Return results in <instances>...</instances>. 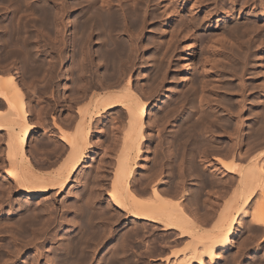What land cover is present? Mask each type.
<instances>
[{"label":"bare ground","instance_id":"6f19581e","mask_svg":"<svg viewBox=\"0 0 264 264\" xmlns=\"http://www.w3.org/2000/svg\"><path fill=\"white\" fill-rule=\"evenodd\" d=\"M18 1L13 0L14 4ZM22 1L20 4L23 7L25 4V10L20 4L21 8L13 5L14 9L8 8L14 10L10 19L0 22V195L10 203L25 198L27 202L45 200L47 205L37 204L44 206L39 211L31 208L37 207L36 204L30 207L24 200L19 208L15 207L17 211L11 210L7 216L0 210V235H8L10 242L4 236L3 239L14 245L10 244L14 253L8 261L16 264L33 251L35 256L32 254V259H25L22 264L42 261L44 264H127L131 252L130 261L138 264H222L223 253L235 246L241 234L242 218L248 217L262 231L259 236H256L259 231H253L256 235L252 237H261V244L253 251L249 262L264 264L263 53L257 63L260 71H255L257 75L252 73L253 78L249 75L251 82H242L246 86H240L238 81L239 86L234 85L240 89L238 92L243 90L241 92L248 94L250 91L240 105L242 95L236 98L234 86L229 85L232 81L228 79L229 83L223 87L220 81L225 82V77H221L222 73L221 80L216 77L213 66V70L202 67L200 75L204 80L199 82L200 96L194 86L189 89L193 85L195 64L193 45L187 40L182 49L181 72L171 76L170 81L175 84L169 94L163 89L169 82V60L166 59L165 67L163 65L166 55L168 59L171 57L167 52L174 49L173 36L163 35L164 40L159 41L150 39L144 48L143 37L133 34L136 27H140V34L145 33L147 17L157 14L151 6L155 0H140V5L141 2L145 5H142L143 10L138 9L136 0H132L135 6L130 7L126 4L129 0L124 3L125 9L117 6L121 9L117 8L119 13L111 10L112 0H100V3L91 0L90 4L76 0L78 9L82 10L74 22L71 17L68 19L67 4L51 9L42 0V4H36L38 6L28 5L30 0L24 4ZM116 1L121 0L113 2ZM208 1L180 0L174 9L186 11L188 17L194 19ZM137 2L139 5V0ZM228 2L231 6L228 9L225 2L220 4L224 12L221 18L226 22L243 20L244 29L239 31L240 28L230 25L232 29L243 33L251 31L249 26L244 27L250 23L255 31L263 30L264 6L260 2L257 4L259 12L254 0ZM75 4L72 10L78 7ZM162 4L165 6V2ZM17 8H20L19 14L21 10L26 11L22 13L24 18L23 15L18 17ZM206 15L210 16L211 12L204 11ZM211 29L205 41L214 39L218 45V38L224 46V29ZM43 34L47 40H41L42 51L37 39ZM149 47L155 52L145 61L143 55ZM218 47L215 45L213 50ZM42 52L45 59L41 58ZM69 62L71 66L64 70ZM15 63H20L19 74L23 72L21 74L30 78L35 75L33 79H36L40 73V86L38 78L37 83L28 79L30 89L29 83L20 82L25 76L20 75L22 80L19 81L16 68L10 67ZM249 63L252 64L251 59ZM240 64L242 69L245 65L241 68ZM144 67L148 70L145 81L149 84H141ZM240 69L238 75L232 72L238 80L244 68ZM72 72L76 76H72ZM68 73L74 78L70 76L71 83L66 86L62 82ZM259 79L263 80L259 81L262 84L257 83ZM221 88L224 91L218 93ZM31 98H36L39 106L35 116ZM148 108L151 110L147 113ZM108 125L110 128H106ZM245 140L251 141L249 146ZM250 206L254 207L248 212ZM68 214H72L71 218ZM56 226L67 227V234L56 236V239L61 237L60 242L51 238L57 247L51 246L55 250L50 255L45 254L47 249L43 253L44 244L40 248L33 245V241L29 242L27 235L31 238L33 231L32 240L37 241L43 239L39 231L48 232ZM247 238H242L245 242L241 240L238 244L240 253L253 243L249 236ZM46 244L50 245V241ZM6 245H0L5 249L3 253L9 250L10 246ZM234 255L232 262L227 257L228 263L236 262Z\"/></svg>","mask_w":264,"mask_h":264},{"label":"rangeland","instance_id":"374dc122","mask_svg":"<svg viewBox=\"0 0 264 264\" xmlns=\"http://www.w3.org/2000/svg\"><path fill=\"white\" fill-rule=\"evenodd\" d=\"M10 3H8L7 2V0H5L4 2L6 3V4H4V2H0V11L1 10H5V9H7L8 11L6 12V10L3 12H0V18H2V19H0V22L1 21H7V20H9L10 19V14H12L11 12L12 11H14V10H10V9H8V8H11L12 9V7H13V5L14 6H16V7H23L22 6V3L20 4V2L22 1V0H20V1H18L19 3H15L14 4V2H13V0H8ZM26 1H29V0H25L24 2H26ZM38 1V2H37ZM40 1V2H39ZM42 1H44L45 3H43L44 5L46 4V6H48V4H49V6L48 7H50L51 9H53L52 7H55V6H59V5H61V3H64L63 5H65V4H67V7L68 8H70V10H69V14H68V19L70 20L71 18L73 19L72 21L74 22L75 20H76V18H78L77 16H78V14H80L81 13V10L82 9H78L79 8V4H77L76 2H79L78 0L76 1V0H63V1H61V0H52V1H54V2H51V0L50 1H48V0H42ZM56 1V2H55ZM74 1H76V2H74ZM114 0H112V5L114 6H111V10L113 11V12H116L119 8H121L120 6H122V7H124V8H121V9H125L126 8V5L124 4V3H126L127 1H129V0H121L119 3L121 4V5H119V3L118 4H115L116 2H113ZM138 0H136L135 2L137 3V7H138V9L141 7H145V5L143 4V2H141L142 3V5H140V0H139V5H138V2H137ZM156 2L158 1V0H155ZM214 1H216V2H214ZM214 1H212L211 0V2H210V0L208 1V2H206L205 4H203V6H205V9L201 12V13H197V15L194 17V19H191V17H188V15H187V12L186 11H176V9H174L176 6H178V2H180V0H160L159 1V3L157 2V4H156V2H154L155 4H153V2H152V4H151V6H153L154 7V9H155V12L157 11V14L156 15H158V16H156L157 18L155 19L154 17H151V16H149V17H147L148 18V20L146 19V29H145V33H141L140 34V27H139V29H138V27H136L135 29H134V33H133V31H131L130 30V32H132L135 36H138V38H140V36L141 37H143L142 38V44H143V47L144 48H146V44H147V41L149 40V41H151L150 39H154V41H155V39H156V41H159V40H164L163 39V35H165L166 37H169V35L171 34V36H173V45H174V49H172V51L169 53V52H167L168 54H170L171 55V57H170V59H168L169 57V55L167 56L166 55V57H165V59H164V67H165V65H166V63H168V62H166V59H167V61L169 60V63H170V76L168 77V81L169 82H166L164 85H163V89H164V91L166 92V93H171V91H172V88H171V90H170V87H173L174 86V82H172V80L170 81V79H171V76H173V74H175V73H177V72H181V68H180V66L182 67V64H183V53H182V49H183V45H184V43H185V41H187V40H189V41H191L192 42V45H193V47H192V51H193V56H194V74H193V79H192V83H193V85L191 84V86L192 87H189V89L191 88H193V86H194V88L193 89H195L196 90V92L198 93V95L200 94L199 92H200V89H199V87H200V81L202 80V76L200 75V74H202L201 73V70H202V67L203 68H206L207 69V67H208V69H210V68H212L211 70H213L214 68L215 69H217V70H220V71H215V69H214V75H216V77H220V73H222V75H221V77H225V80L227 81H225L224 82V80L222 81L220 78V82L222 83V86L223 87H226L227 85L226 84H228L229 82H228V80L231 82V83H229V85H231L232 84V86H239V84H241L240 86H243L244 84H246V83H250L251 82V80H252V78L255 76V75H252V73L253 74H256V72H259L260 71V68H258L259 66H258V64L257 63H259L260 62V58L264 55V45H263V43H264V28H263V30L262 29H260V30H257V29H259V28H256V30L257 31H255V27H253V25L252 24H248V23H246L245 25L246 26H244V27H247V26H249L250 28H252V30L251 31H253L254 30V32H251L250 31V29L247 31V32H244L243 33V31L242 32H239V31H241V29H244L242 26H241V24H242V19L240 20V19H231L229 22L231 23H229V22H226L225 20H223L222 18H221V16L223 17V10H221L219 7H221V3H224V5L226 4V6H225V8H229V7H231L230 6V3L228 2L229 0H226V1H224V0H214ZM23 2V1H22ZM24 2H23V4H24ZM35 4H34V3ZM66 2V3H65ZM76 5V6H78V7H76L75 8V6L73 7L74 9L72 10V6L74 5L73 3ZM81 2V3H80ZM79 3L80 4H82V2L84 3V4H90V3H92L91 2V0L89 1V0H85V1H83V0H81ZM86 2V3H85ZM131 2V3H130ZM130 2L128 3H126V4H129L130 5V7H131V5H132V0H130ZM134 2V3H135ZM165 2V6H167V9H166V7L164 6V4H162V6H161V3H164ZM176 2V3H175ZM258 2H260L259 4L260 5H262V6H264V0H254V2H253V4L254 3H256V4H252L255 8H257L256 10L259 12L260 11V8H258ZM29 4L28 5H36V4H38L39 3V5H40V3L42 4V2H41V0H30L29 2H28ZM50 3H51V5H50ZM55 3V4H54ZM97 3H100V0H98V2ZM133 3V4H134ZM135 3V4H136ZM229 5H228V4ZM261 3H263V4H261ZM3 4H4V6H3ZM10 4V5H9ZM20 4V6H18ZM58 4V5H57ZM70 4H72L71 6H70ZM122 4H124V6L122 5ZM158 4H160V6L158 5ZM210 4V5H209ZM217 4V5H216ZM219 4V5H218ZM7 5V6H6ZM8 5H9V7H8ZM52 5H54V6H52ZM157 5V6H156ZM208 5V6H207ZM217 7H216V6ZM252 5L250 6L251 8H252ZM7 8H6V7ZM12 6V7H11ZM36 6H38V5H36ZM70 6V7H69ZM117 6H119V8L117 7ZM132 6H135V5H132ZM156 6V7H155ZM165 7V9H163L164 7ZM20 7V8H21ZM24 7H25V4H24ZM23 7V8H24ZM116 7V8H115ZM163 7V8H162ZM239 7L240 6H238L236 9H237V11H239L238 9H239ZM3 8V9H2ZM5 8V9H4ZM20 8L18 9L17 8V15H18V17L19 16H21V15H23L26 11H24V13H23V11L21 10V12L23 13H21V14H19L20 12H18L19 10H20ZM118 8V9H117ZM132 8H134V7H132ZM157 8V9H156ZM209 8V9H208ZM219 8V9H218ZM264 8V7H263ZM13 9H14V7H13ZM26 8H24L23 10H25ZM121 9H119V10H121ZM170 9V10H169ZM55 10V9H54ZM119 10L116 12V13H119ZM140 10V9H139ZM141 10H143V8L141 9ZM249 10H252V9H250L249 8ZM84 11V10H83ZM144 11H145V8H144ZM166 11H168V13L166 12ZM173 11H176L175 13L173 12ZM204 11H210L211 12V15L210 16H207L206 15V17L204 16ZM212 11H213V13H212ZM248 11V10H247ZM167 13L166 15H164L163 13ZM169 12H171V13H169ZM120 13H121V11H120ZM140 13V12H139ZM139 13H137L139 16H140V14ZM144 13V12H143ZM2 14V15H1ZM4 14H5V16H4ZM76 16H75V15ZM173 14H175V15H173ZM180 14V15H179ZM246 15H247V13H245ZM9 15V16H8ZM73 15V16H72ZM168 15V16H167ZM198 16V17H197ZM205 18H204V17ZM71 17V18H70ZM76 17V18H75ZM150 17L151 18H154V19H152L153 21H151V19H150ZM167 17V18H166ZM208 17V18H207ZM23 18H24V15H23ZM22 17H21V19H23ZM138 18H140V17H138ZM137 18V19H138ZM188 18V19H187ZM207 18V19H206ZM75 19V20H74ZM129 19V18H128ZM127 19V20H128ZM130 20V19H129ZM128 20V21H129ZM190 20H191V23H190ZM24 21V20H23ZM71 21V22H72ZM186 21V22H185ZM196 21V22H195ZM210 21V22H209ZM233 21H235V22H233ZM246 21V20H245ZM137 22H138V24H137V26L139 25L140 26V20L138 21L137 20ZM151 22V23H150ZM183 24H182V23ZM193 22H194V25H193ZM241 22V23H240ZM210 23V24H209ZM238 23L240 24V25H238ZM248 24V25H247ZM234 26L235 25V27L236 28H240L239 29V31H238V29H236V31L234 30V29H232L233 27H231V26ZM251 25H252V27H251ZM261 25V24H260ZM214 26V27H213ZM223 26V27H222ZM228 26V27H227ZM185 27H186V29H185ZM190 27V28H189ZM211 27L212 28H215V29H217V28H220V29H224V32H226L225 33V36L227 37V38H225V36L224 37H222V39L224 40V46L222 47L221 46V44H222V40L221 39H218V38H216L217 40H219V41H222L221 42V44H220V42L218 41V43L220 44H218L219 45V47H218V45L216 44V42L217 41H214V39L212 40V41H214L215 42V44H214V42L212 43V41L210 40L209 42H208V39H206V41H205V38H208V34L207 33H210V31H212V29H211ZM225 27V28H224ZM184 28V29H183ZM139 30V32H138V30ZM153 29V30H152ZM226 30V31H225ZM136 31V32H135ZM232 31V32H231ZM235 31V32H234ZM238 32V33H237ZM136 33V34H135ZM174 33V34H173ZM240 33V34H239ZM228 34V35H227ZM234 34V35H233ZM238 34V35H237ZM242 34V35H241ZM243 34H244V37H242L243 36ZM247 34H250V36L249 35H247ZM143 35V36H142ZM168 35V36H167ZM238 37H237V36ZM240 35H241V37H240ZM206 36V37H205ZM248 36H249V38H248ZM155 37V38H154ZM42 38H46V39H42ZM160 38H162V39H160ZM192 38V39H191ZM225 38V39H224ZM238 38V39H237ZM243 38H246V39H244L243 40ZM158 39V40H157ZM228 39V40H227ZM230 39V40H229ZM234 39V40H233ZM251 41H250V40ZM260 39V40H259ZM44 40H47V36L46 35H44L43 34V36L42 37H39L38 39H37V46H38V48L39 47H41L42 46V44H43V42L42 41ZM243 40V41H242ZM246 40V41H245ZM255 40V41H254ZM258 40H259V42H258ZM148 41V42H149ZM229 41V42H228ZM231 41H235L234 42V44L236 45V47H235V45L231 42ZM239 41V42H238ZM243 43H242V42ZM248 41V43H245V42H247ZM257 41V42H256ZM263 43H262V42ZM208 42V43H207ZM226 42V43H225ZM228 42V43H227ZM231 42V43H230ZM238 44H237V43ZM243 44H241V43ZM260 42L262 43V44H260ZM255 43V44H254ZM214 45V47H213V45ZM253 45V46H251V45ZM260 46H259V45ZM41 45V46H40ZM211 45V46H210ZM215 45L218 47V49H220V50H218V49H215V50H213V48H215ZM234 45V46H233ZM244 45L245 46H247V45H250L252 48H250V46H248V47H244ZM257 45V46H256ZM239 48H238V47ZM255 46V47H254ZM213 47V48H212ZM232 47V48H231ZM233 47H235V48H233ZM254 47V48H253ZM211 48H212V50H211ZM238 48V49H237ZM246 48V49H245ZM249 48V49H248ZM258 48V49H257ZM259 48H260V50H259ZM39 49H41L42 50V47L41 48H39ZM232 49V50H231ZM249 50V52H248V50ZM251 49H252V51H251ZM254 49V50H253ZM40 50V51H41ZM94 50H95V48H94ZM152 50H154V48H148L146 51H145V53H144V55H143V60H148L152 55H153V53L155 52H153ZM231 50V51H230ZM234 50V51H233ZM245 50L247 51V53L249 54H246V52H245ZM43 51V50H42ZM227 53H226V52ZM229 51V52H228ZM261 51V52H260ZM164 52V51H163ZM214 52H215V54H214ZM232 52V53H231ZM238 52V53H237ZM251 52H253L252 54L255 56H253L252 57V54H251ZM161 53L162 52H160V54H158V56L160 57L161 56ZM206 53V54H205ZM234 53H235V56H234ZM242 53H244L246 56V58L244 57V56H242L243 54ZM262 53H263V55H262ZM173 54V55H172ZM42 56H41V58L42 59H45V57H44V53L42 52V54H41ZM206 55V56H205ZM213 55H215V56H213ZM237 55H239V56H237ZM242 56V58H241V56ZM259 57H258V56ZM227 56V57H226ZM229 56V57H228ZM232 56V57H231ZM248 56V57H247ZM261 56V57H260ZM207 57L209 58V59H207ZM236 57H240V59H238V58H236ZM258 57V58H257ZM264 57V56H263ZM148 58V59H147ZM205 60H204V59ZM227 58V59H226ZM245 58V59H244ZM254 60H253V59ZM218 59V60H217ZM230 59V60H229ZM237 59V60H236ZM244 59V60H243ZM250 59H251V63L252 64H255V65H252V64H250L249 62H250ZM257 59V60H256ZM207 60V61H206ZM232 60V61H231ZM242 60L245 62L246 60V62L244 63H239V61H241L242 62ZM248 60H249V62H248ZM42 61H44V60H42ZM144 61V62H145ZM211 61V62H210ZM215 61V62H214ZM236 61H238V62H236ZM254 61V62H253ZM203 62V63H202ZM205 62H208V64H206V65H204V63ZM223 62H225V63H223ZM229 62V63H228ZM233 64H232V63ZM235 62V63H234ZM248 62V63H247ZM217 63V64H216ZM227 63V64H226ZM231 63V65H233L232 67L233 68H230L231 67V65H229ZM240 64L241 65V68L243 67L242 66V64H244L245 66L242 68V69H240V66L238 65V64ZM16 65H14V64H11L10 65V67L12 68V66L14 67V69L17 71V69H19V65H20V63H19V65H18V63H15ZM67 64H69V66H67ZM71 62H69V63H66V65L64 66V68L66 67L67 69H69L68 67H70L71 65ZM215 64H216V66H217V68H216V66H215ZM227 65V67L228 66H230V67H228V68H226V67H224L223 65ZM237 64V65H236ZM248 64H250V66L248 65ZM201 65V66H200ZM252 65V66H251ZM16 66V67H15ZM214 68H213V67ZM221 66H223V72H221L222 71V68H221ZM238 66V67H237ZM258 66V67H257ZM196 67V68H195ZM220 67V69H218ZM234 67H236L235 69L236 70H233L234 69ZM251 67H253V68H251ZM66 68L64 69V70H66ZM179 70H178V69ZM224 68H226V69H224ZM259 70H258V69ZM196 69V70H195ZM239 69H240V74H244L243 76L241 75V78H240V80H241V83H240V80H238V78L235 76V74H232V72L233 73H235L236 72V75H238L239 74ZM15 70H13V73L14 74H16L17 75V73H18V79H19V81H20V79L22 80V77L21 76H25L26 74L24 73V75L23 74H21V73H23V72H21L20 70V74H19V72L17 71V73H16V71ZM143 70V71H142ZM141 70V74H143L144 76H143V78L141 79V84H143V83H147L146 81H145V78H146V74H147V72H148V70L146 69V67H144L143 69ZM225 70H227V77H226V73H224V71ZM247 70H249V72L247 71ZM250 70H253V71H251L250 72ZM15 71V72H14ZM203 71V70H202ZM246 71V73L248 74H245L244 72ZM256 71V72H255ZM218 72V73H217ZM226 72V71H225ZM231 72V73H230ZM217 73V74H216ZM224 73V74H223ZM42 74V73H41ZM76 73H73L72 72V76H76L75 75ZM232 74V75H231ZM258 74V73H257ZM256 74V75H257ZM15 75V76H16ZM21 75V76H20ZM39 75V76H38ZM37 76H36V79L37 80H39V82L36 80V79H33V77L35 78V75L34 76H32V78H30V77H27V76H25L24 77V81L22 80V81H20V82H22L23 84L24 83H29V84H27V87L30 85V88H31V83H33V82H38L37 84H38V86H40L39 84L41 83V80H40V78H42V76H40V73L38 74ZM218 75V76H217ZM252 77H250V76ZM30 76V75H29ZM71 76V74L70 73H68L67 75H66V78H65V80L62 82L64 85H69L70 83H71V81L69 82V80H70V77ZM71 76V77H72ZM228 76H230V78L228 77ZM244 76H246L245 78H244ZM19 77H21V78H19ZM232 77L234 78V79H232ZM248 77H250V78H248ZM27 78V79H26ZM74 77H72L71 79H73ZM244 78V79H243ZM28 79H29V81L31 82H28ZM32 81H31V80ZM159 79V78H158ZM223 79V78H222ZM228 79V80H227ZM249 79V80H248ZM251 79V80H250ZM262 79V78H261ZM261 79H259L258 80V84H262L261 82H259ZM203 80H204V78H203ZM245 80V81H244ZM239 81V82H238ZM262 82H263V80H261ZM67 82V83H66ZM239 84H238V83ZM242 82H244V84L242 83ZM34 84V85H36L37 86V84ZM220 83V84H221ZM226 83V84H225ZM147 84H149V83H147ZM196 84V85H195ZM236 84H238V85H236ZM24 85H26V84H24ZM34 85H32V87L34 86ZM63 85V86H64ZM219 85V84H218ZM226 85V86H225ZM249 85V84H248ZM37 86V87H38ZM219 86H221V85H219ZM221 86V87H222ZM234 86V91L236 92V98L238 97H240L241 95V97L242 98H240V100L242 99L243 100V97L245 96V95H248L249 93H250V91H247L248 92V94L246 93V92H241V91H243V90H241L240 92H238L240 89L239 88H237V87H235ZM244 86H246V85H244ZM208 87L209 88H211V85L209 86L208 85ZM222 87V88H223ZM29 88V87H28ZM29 88V89H30ZM36 88V87H35ZM169 88V89H168ZM197 88H198V90H197ZM222 88L220 89V90H218V91H220V92H218V91H216V92H218V93H222L224 90H222ZM235 88H237L236 90H235ZM190 89V90H191ZM170 90V91H169ZM169 93V94H170ZM244 95H243V94ZM200 96V95H199ZM221 96V95H220ZM211 98V97H210ZM214 99V98H213ZM216 99V98H215ZM239 100V99H238ZM242 100L241 101H239V103H240V105H242ZM30 101H31V103H32V106H33V116H35L36 115V113H37V111H38V109H39V106H38V104H37V100H36V98H31L30 99ZM213 101V100H212ZM214 102V101H213ZM149 110H151V108H148V110H147V113L148 112H150ZM248 114H249V112H248ZM109 126V127H108ZM108 126H106V128H110V125H108ZM106 131L107 132H109L110 130L109 129H106ZM163 134V133H162ZM161 134V135H162ZM39 135H42V134H39ZM246 142H247V144H246V146H249L248 145V143H250L251 141L250 140H245ZM252 144V143H251ZM246 146L244 147V148H246ZM252 154V153H251ZM262 161H264V159L262 158ZM1 196V195H0ZM2 197V196H1ZM0 197V199H1V202H0V204L2 205L1 207H0V210L3 212V214L5 215V216H7L8 215V213H9V211H11V210H14V211H17V210H15L16 208L15 207H18L19 208V205H21V204H23L24 203V200H26L25 198H19L20 200H17V201H11V203L10 202H7V200L4 198V197H2L1 198ZM18 199V198H17ZM23 199V200H22ZM2 200H3V202H4V204H2L3 202H2ZM33 201H37V202H34L33 203ZM45 200H34V199H32L30 202H27V200L25 201V203H28V205H30V207L31 206H33L34 204H36V206L38 207H35V205L33 206V207H31V208H36V209H38L39 211L41 210L42 211V209H43V207L44 206H46L47 205V202L45 201ZM7 202V203H6ZM18 204H17V203ZM20 202V203H19ZM39 202V203H38ZM40 202H42V203H40ZM9 203V204H8ZM16 203V204H15ZM30 203V204H29ZM44 203L46 204V205H44ZM8 204V205H7ZM31 204H33V205H31ZM37 204H43V205H37ZM11 207H10V206ZM4 206V207H3ZM43 206V207H42ZM10 208V210H9V208ZM41 207H42V209H41ZM252 207H254V206H252ZM251 206H250V208L248 209V212H250L251 211V208H252ZM12 208V209H11ZM14 208V209H13ZM17 208V209H18ZM5 209H8V212H6V210ZM253 209V208H252ZM5 210V211H4ZM5 212V213H4ZM68 218H71L70 216H72V214H68ZM250 219L248 218V217H246V218H242V220H241V226H242V230H241V234L239 235V237L235 240V243H234V245L235 246H233L232 248H231V250L229 251V252H224L223 253V259H224V261H222V264H229L228 263V261L230 260L231 261V259L232 258H234L233 257V255H234V253H235V263L236 264H247V262H248V264H250V262H251V257H252V253H253V251L256 249V247L257 246H260V244H261V237L258 239V237L256 238V237H252L253 236V234L255 233V232H250V231H254V229L255 228H257V227H255L250 221H249ZM252 226V227H251ZM251 227V228H250ZM64 228V227H63ZM59 229L58 228V226H56L54 229H50V230H48V232H43V231H39L40 232V234L41 235H39V237H40V239L41 238H43V239H41V240H37V241H35V239H33L32 240V237L34 236L33 235V233H34V231L32 232V233H30V235L32 236L31 238L29 237V235H27L28 236V240H31V241H29L30 243L33 241V245H36V246H39L40 248L42 247V245L44 244V248H43V250L45 249H47L46 251L44 250L43 251V253L44 252H46L45 254L47 255H50L51 253H53L52 252V250H55V248L57 247V243H56V241L57 242H60V238L61 237H59L58 239H60V240H58V239H56V236L57 235H59V236H65L66 234H67V227H65L64 229ZM126 229H128L129 230V228H126ZM38 230H40V229H38ZM52 230V231H51ZM53 230H54V232H53ZM58 230V231H57ZM61 232H60V231ZM63 230H65V231H63ZM51 231V232H50ZM244 231H246V233L244 232ZM256 231V233H257V235H256V233H255V235L256 236H259V233L261 232V230H255ZM41 232H43V233H41ZM60 232V233H59ZM65 233V234H63V233ZM252 234V235H249L250 233ZM28 233V234H29ZM35 233H37V231L35 232ZM45 233L47 234V233H49L50 234V236H48V237H46L47 235H49V234H47V235H45ZM52 233V234H51ZM62 233V234H61ZM249 233V234H248ZM55 234V235H54ZM61 234V235H60ZM245 234L246 236H244L245 237V240L246 239H248L247 237L249 236V239L251 238V241L253 242L252 244L251 243H249L250 245L249 246H247V248H246V250H244V251H242L241 253L239 252V250H238V248L237 247H239L238 246V244H239V242L242 240V242L244 241V239H242V238H244V237H242L243 235ZM261 234H262V232H261ZM51 235H53V237H51ZM1 236V241H0V245H2V247L4 246V245H6V244H9L8 246L6 245V247H9V250L11 251V252H9V250H6V251H8L7 253H6V251H4L5 249L4 248H2V249H4L3 251H4V253L6 254H4L3 252H2V249H1V246H0V259L2 258V260H0V264H11L10 263V261H8V260H10L9 259V257H11V255H13V253H14V245H13V243L11 242V243H6L5 242V240L6 241H8L9 239V237H7L5 234H2V235H0ZM2 236H4L5 237V240L3 239L4 237H2ZM42 236V237H41ZM261 236V235H260ZM33 238H35V236L33 237ZM48 239V240H45V239ZM51 238L53 239V238H55L56 239V241L54 240H51ZM254 238V239H253ZM255 238L257 239V240H255ZM25 239H27V237L25 238ZM239 240V241H238ZM27 241V240H26ZM25 241V242H26ZM40 241V242H39ZM43 241H45L44 243H43ZM46 241H50V245H48V244H46ZM4 242V243H3ZM9 242H10V240H9ZM28 242V243H29ZM36 242V243H35ZM245 242V241H244ZM256 242H258V243H256ZM4 245H3V244ZM6 243V244H5ZM40 243H42L41 245H39ZM241 243V242H240ZM13 245L12 247H13V251L11 250L12 249V247H11V245ZM38 244V245H37ZM55 245V246H54ZM35 246V247H36ZM51 246H54L55 248L53 249V247L51 248ZM5 247V246H4ZM39 247H37V248H39ZM49 247H50V252L48 251V249H49ZM109 247V246H108ZM238 250V251H237ZM140 251H141V249H140ZM236 251L239 253H237L236 254ZM1 252L3 253V254H1ZM13 252V253H12ZM134 252V251H133ZM100 253V252H99ZM131 252H129L128 253V255H130L129 257H128V263L127 264H138V263H134V262H132V261H130L131 260V256L133 255V253H131ZM230 255H229V254ZM10 254V255H9ZM28 254V255H27ZM32 254H33V251L32 252H28V253H26L25 255L26 256H24V257H22L21 259V261H18V262H16V264H22V261H24L25 259H28V258H31L32 259ZM225 254V255H224ZM229 256H228V255ZM233 254V255H232ZM34 255V254H33ZM239 255V256H238ZM5 256L7 257V260H6V258H5ZM35 256V255H34ZM34 256H33V259H34ZM226 256V257H225ZM26 257V258H25ZM227 257H229L228 259H227ZM232 257V258H231ZM238 257V258H237ZM5 258V259H4ZM4 259V260H3ZM222 259V260H223ZM225 259H226V262H225ZM8 261L7 263H5L6 261ZM30 260V259H29ZM2 261H4V262H2ZM250 261V262H249ZM232 262V261H231ZM246 262V263H245ZM235 263H233V264H235ZM40 264H44V261H42V263L40 262ZM150 264H152V263H150ZM208 264V263H207ZM231 264V263H230Z\"/></svg>","mask_w":264,"mask_h":264},{"label":"flooded vegetation","instance_id":"af4514ba","mask_svg":"<svg viewBox=\"0 0 264 264\" xmlns=\"http://www.w3.org/2000/svg\"><path fill=\"white\" fill-rule=\"evenodd\" d=\"M257 229H258V230H261L260 228H255L254 231L257 230ZM244 232H245V231H244ZM250 232H251V231H250ZM252 232H253V231H252ZM261 232H262V231H261Z\"/></svg>","mask_w":264,"mask_h":264}]
</instances>
